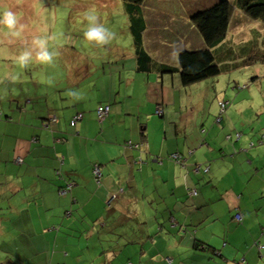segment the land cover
Wrapping results in <instances>:
<instances>
[{
    "label": "crops",
    "instance_id": "crops-1",
    "mask_svg": "<svg viewBox=\"0 0 264 264\" xmlns=\"http://www.w3.org/2000/svg\"><path fill=\"white\" fill-rule=\"evenodd\" d=\"M220 1L146 0L149 72L116 42L68 77L56 66L0 74V264H264V145L232 111L234 125L216 129L218 104L211 113L198 96L217 95L213 79L183 87L178 71L163 73L180 68V51L205 48L190 18ZM233 2L213 51L234 56L248 16ZM176 152L184 166L168 159Z\"/></svg>",
    "mask_w": 264,
    "mask_h": 264
},
{
    "label": "rangeland",
    "instance_id": "rangeland-1",
    "mask_svg": "<svg viewBox=\"0 0 264 264\" xmlns=\"http://www.w3.org/2000/svg\"><path fill=\"white\" fill-rule=\"evenodd\" d=\"M229 1H234V6L236 5L237 0ZM6 2L13 6V10L22 13V22L27 27L23 30L21 38L10 36L4 38L0 35L2 75L6 68L20 71L25 69V72L34 74L37 69H41L47 74L48 69L56 66L61 67L65 72L64 76L68 77L71 67L75 68L76 73L87 60L85 58L94 61V58L103 54L102 48L105 46L110 47L118 42L124 46L135 47L123 0H6ZM90 10L95 11L97 15L92 26H102L107 32L115 34L108 43L96 45L83 41V31L89 23L85 19V13ZM245 20L246 23L245 21L240 23L244 34H241L234 44L235 55L233 56V53L228 55L223 51L215 52L216 63L221 66V74L211 78L217 95L208 99V96H212L213 90L205 89L200 91L198 96L200 101L207 102L210 112L213 101L216 105L219 101H228V114L233 112L238 131L243 135L251 134L253 144L259 148L264 145L261 143L264 134V21L253 20L250 17ZM39 39L45 41L43 48L33 43ZM97 47L100 49L95 51ZM41 51H46L50 55L49 63L42 64L36 60L37 54ZM25 52L28 53L26 64L16 65L14 58ZM230 61L231 66L227 64ZM4 81L5 79H2L3 83ZM66 83L65 79L62 84ZM205 83H210V80L196 85ZM216 117H222L221 124L215 121ZM226 118L227 114L221 116L219 111L214 114L216 129L226 128L228 131L230 123L234 125L232 118H229V124L225 122Z\"/></svg>",
    "mask_w": 264,
    "mask_h": 264
},
{
    "label": "trees",
    "instance_id": "trees-1",
    "mask_svg": "<svg viewBox=\"0 0 264 264\" xmlns=\"http://www.w3.org/2000/svg\"><path fill=\"white\" fill-rule=\"evenodd\" d=\"M145 1L146 0H123L128 13L131 34H133L134 37L135 57H137L138 68L142 71L149 72L151 57L147 54L142 40L146 23L142 15L141 8ZM236 6H238L240 10H242L243 13L251 19H262L264 21V0H237ZM232 7L233 6H231V3L228 0H221L219 3L209 6L208 9L200 10L194 14L190 19L202 36L203 42H205V48L199 50L180 51L178 53V63L180 68L174 69L164 66L163 73H174L178 71L183 87H188L189 85L197 84L201 81L220 75L221 66L216 63V53L213 49L222 43V40L225 38L229 30L228 27L231 19L230 16L232 13ZM224 101L218 102L219 112V103ZM226 102L227 105L224 110L225 112H220L221 116L227 112L226 110L229 107V102ZM157 110L155 113L159 116H163V111L162 113H158ZM221 120L222 117H217L218 122ZM261 143L264 144V139L262 137ZM146 144V141H144V143L140 144L139 147L144 149ZM176 153L181 155L180 162L170 159V155L174 153L169 154L168 159L184 166L186 162L184 158L185 156L181 152ZM136 161H140V164L144 163L140 158ZM197 167L199 168H196L197 170L195 169V171L198 172L202 170L201 165ZM205 168H208L207 165L204 167L203 171H205ZM68 189L70 188L66 187L62 190L67 191Z\"/></svg>",
    "mask_w": 264,
    "mask_h": 264
},
{
    "label": "clouds",
    "instance_id": "clouds-1",
    "mask_svg": "<svg viewBox=\"0 0 264 264\" xmlns=\"http://www.w3.org/2000/svg\"><path fill=\"white\" fill-rule=\"evenodd\" d=\"M97 15L95 11L90 10L85 13V19L89 22L86 30L83 31V41L86 44L101 45L108 43L115 34L107 32L102 26H92L96 20ZM27 27L22 22V13L18 10H13V6L0 0V35L4 38L9 36L12 38H21L23 30ZM107 32V34H106ZM33 43L44 47L45 41L43 39L34 40ZM28 60V53H23L14 58V63L19 66H24ZM36 60L42 64L49 63L51 60L50 55L46 51H41L37 54Z\"/></svg>",
    "mask_w": 264,
    "mask_h": 264
},
{
    "label": "built area",
    "instance_id": "built-area-1",
    "mask_svg": "<svg viewBox=\"0 0 264 264\" xmlns=\"http://www.w3.org/2000/svg\"><path fill=\"white\" fill-rule=\"evenodd\" d=\"M226 105H227L226 101L219 103L220 112H225L224 110H225ZM109 111H110V105H108V104L107 105H100L97 108V117L99 118V121H101V122L104 121L108 117ZM157 112L162 113V110L158 109ZM82 117H83L82 113L74 114L72 117V120H71V125H75L76 123L81 121L83 119ZM262 138L264 139V134H263ZM170 159H173V160H176L177 162H180L181 155H179L178 153L171 154ZM17 161L21 162L22 158H17ZM138 163L140 164L141 162L138 161ZM196 168H199V167H196ZM207 170H208V168H205V171H207ZM93 174H94L97 182H99V179L102 176L101 175V168H100L99 164L94 166ZM196 193H197V191L195 189H193V191H191V195L196 194ZM235 219L240 222L242 219V216L237 213V214H235Z\"/></svg>",
    "mask_w": 264,
    "mask_h": 264
}]
</instances>
